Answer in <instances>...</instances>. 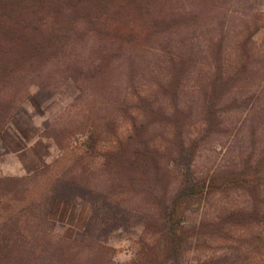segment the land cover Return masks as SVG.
I'll list each match as a JSON object with an SVG mask.
<instances>
[{
  "label": "trees",
  "instance_id": "1",
  "mask_svg": "<svg viewBox=\"0 0 264 264\" xmlns=\"http://www.w3.org/2000/svg\"><path fill=\"white\" fill-rule=\"evenodd\" d=\"M183 1L173 0L169 9V0H0V149L30 86L53 90L72 83L79 92L95 90L106 78L114 84L111 71L123 64L115 61L152 56L151 68L141 74L146 79L136 80L141 76L136 78L131 65L123 90L103 97L112 113L126 117L130 131L102 154L98 167L79 156L57 168L38 192L45 167L0 175V264H119L107 241L135 226L152 241H144L137 257L124 264H187L192 246L227 237L234 246L190 264H244L257 252L264 264V148L211 173L195 169L200 144L223 133L220 113L230 108L222 100L242 93L235 85L247 77V63L240 57L226 73L218 40L207 45V53L194 38L172 37L180 35V13L192 26L197 8L212 0H187L188 9ZM201 52L209 61L199 72ZM187 78L197 89L189 102L183 98ZM247 112L248 119L258 111L251 106ZM195 123L199 136L191 137ZM230 190L244 200L217 202L209 212L213 195ZM56 200L90 209L71 236L43 229L57 222L50 216ZM194 205L208 209L193 218Z\"/></svg>",
  "mask_w": 264,
  "mask_h": 264
},
{
  "label": "rangeland",
  "instance_id": "2",
  "mask_svg": "<svg viewBox=\"0 0 264 264\" xmlns=\"http://www.w3.org/2000/svg\"><path fill=\"white\" fill-rule=\"evenodd\" d=\"M172 2L173 0H169L166 8L170 9ZM183 6L188 9L187 0L183 1ZM184 10V7L180 8L181 12ZM196 11L198 17L192 26L184 16L186 13L179 12L183 26L180 35L175 34L172 37L182 42L194 38L203 44L202 50L207 53V45L218 40L222 44L219 60L224 63L226 73L237 66L240 57L247 63V77L235 85L238 86L235 89L239 88L242 93L235 96L228 93L222 100L221 105L230 108L220 113L223 133L212 134L198 149L195 169L204 174L238 161L239 156H256L264 148V0H212L208 5L201 4ZM166 13L168 14V9ZM203 52L200 53L202 56L198 61L199 72L208 67L209 60L204 58ZM151 57L148 53H142L139 58H131L132 63L122 59L115 61L116 65L121 62L123 64L109 74L108 80L111 79L114 84L107 83L106 78L104 84L101 86V83L95 90L88 88L79 92L72 83L62 84L53 90L30 86L29 98L22 102L20 112L7 124L3 132L5 147L0 149V175L22 176L45 167L40 171L34 189L38 192L53 177L57 168L68 166L79 156L83 155L85 161L89 160L91 167H98L103 160L102 154L114 148L117 139L130 131V123L126 117L119 112L112 113L111 101H104L103 97L107 92L117 94L123 90L126 80H129L125 70L129 71L131 65L132 71L137 74L136 78L141 76L136 80L146 79L141 74L151 68L148 64ZM193 82L188 78L184 82L183 98L188 102L196 98L197 89ZM143 83L144 80L140 82ZM251 106L258 112H254L247 119V111ZM91 124L95 125L93 132ZM199 127V123L191 126V137L199 136ZM252 129L253 133L250 132ZM251 144H255V148ZM59 146H63L62 149ZM243 198L235 190L224 194L217 192L211 199L213 207L210 210L207 205L204 209L201 206L196 209L194 205L193 211L188 212L193 218L199 217L207 209L209 212L215 210L214 205L217 202L235 205L240 204ZM89 213L88 206L70 205L56 200L50 216L57 222L46 225L43 229L71 236L83 227ZM241 231L243 230H232L231 234L237 235ZM151 239L149 234L142 232L140 226L124 232L116 231L107 241L108 252L114 263H129L137 257L140 245L144 241H152ZM230 244L234 246L227 237L192 246L187 251L185 260L187 264L203 261L212 253H221ZM260 260L262 258L260 259L257 252L244 264H260Z\"/></svg>",
  "mask_w": 264,
  "mask_h": 264
},
{
  "label": "crops",
  "instance_id": "3",
  "mask_svg": "<svg viewBox=\"0 0 264 264\" xmlns=\"http://www.w3.org/2000/svg\"><path fill=\"white\" fill-rule=\"evenodd\" d=\"M30 171H32V170H30ZM23 173H25V172H23Z\"/></svg>",
  "mask_w": 264,
  "mask_h": 264
}]
</instances>
